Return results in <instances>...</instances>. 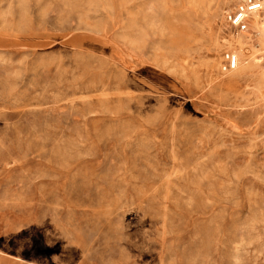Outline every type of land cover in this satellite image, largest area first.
<instances>
[{
    "label": "rangeland",
    "instance_id": "obj_1",
    "mask_svg": "<svg viewBox=\"0 0 264 264\" xmlns=\"http://www.w3.org/2000/svg\"><path fill=\"white\" fill-rule=\"evenodd\" d=\"M249 1L0 0L1 252L264 264V12L230 22Z\"/></svg>",
    "mask_w": 264,
    "mask_h": 264
},
{
    "label": "built area",
    "instance_id": "obj_2",
    "mask_svg": "<svg viewBox=\"0 0 264 264\" xmlns=\"http://www.w3.org/2000/svg\"><path fill=\"white\" fill-rule=\"evenodd\" d=\"M260 12H264V0H250L245 6L235 7L230 14V22L239 30L246 31L249 26V16ZM228 61L231 69L238 67L239 60L236 54L231 55Z\"/></svg>",
    "mask_w": 264,
    "mask_h": 264
},
{
    "label": "crops",
    "instance_id": "obj_3",
    "mask_svg": "<svg viewBox=\"0 0 264 264\" xmlns=\"http://www.w3.org/2000/svg\"><path fill=\"white\" fill-rule=\"evenodd\" d=\"M252 15L254 14H251L250 16ZM0 264H41V263L25 260L17 255L0 251Z\"/></svg>",
    "mask_w": 264,
    "mask_h": 264
}]
</instances>
